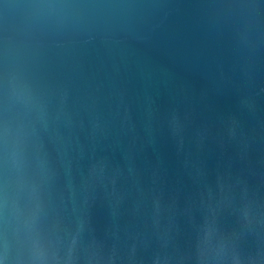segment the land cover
<instances>
[{
    "label": "water",
    "instance_id": "water-1",
    "mask_svg": "<svg viewBox=\"0 0 264 264\" xmlns=\"http://www.w3.org/2000/svg\"><path fill=\"white\" fill-rule=\"evenodd\" d=\"M0 264H264V0H0Z\"/></svg>",
    "mask_w": 264,
    "mask_h": 264
}]
</instances>
